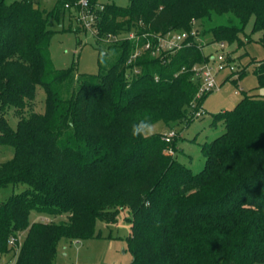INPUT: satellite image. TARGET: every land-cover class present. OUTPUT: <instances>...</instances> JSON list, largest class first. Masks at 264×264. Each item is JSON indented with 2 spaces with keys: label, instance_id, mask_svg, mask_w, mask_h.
<instances>
[{
  "label": "trees",
  "instance_id": "16d2710c",
  "mask_svg": "<svg viewBox=\"0 0 264 264\" xmlns=\"http://www.w3.org/2000/svg\"><path fill=\"white\" fill-rule=\"evenodd\" d=\"M76 1L46 11L38 0H0V143L14 148L0 164V190L26 187L0 200V256L53 264L62 239L93 238L98 222H116L127 208L130 264H264V97L244 93L214 116L225 131L201 145L198 173L175 156L177 138L131 135L142 118L195 119L209 94L197 97L192 68L210 55L190 35L194 23L233 44L252 20L264 45V0H88L94 37L106 48L96 74L57 69L50 56V18ZM134 28V38L119 37ZM170 32L189 37L179 49L157 51L158 37ZM255 63L262 88L264 61ZM38 86L44 113L33 110ZM12 108L15 129L5 118ZM31 211L67 220L30 223Z\"/></svg>",
  "mask_w": 264,
  "mask_h": 264
},
{
  "label": "rangeland",
  "instance_id": "374dc122",
  "mask_svg": "<svg viewBox=\"0 0 264 264\" xmlns=\"http://www.w3.org/2000/svg\"><path fill=\"white\" fill-rule=\"evenodd\" d=\"M8 3L16 0H6ZM42 9L52 11L57 0H38ZM101 4L115 3L119 6H127L129 0H98ZM86 11L82 9L79 0L73 4L68 3L59 18H50V27L54 30L50 46V56L55 68L67 69L74 66L77 73L96 74L99 67V48L105 51V43L98 44L89 19H85ZM252 20L245 32L240 34V43H226L228 60L237 66L239 78L245 70V75L233 81L234 76L224 71L217 77L220 90L210 93L203 103V111L200 116L187 124L186 122H172L166 124L163 121L155 123L153 134H177V154L179 161L189 166L195 173L200 172L205 165V157L201 151V145L210 142L225 131L223 121H214L216 114L229 111L243 98L244 93L264 97V87L259 88L258 80L254 73L256 61H264V45L259 42L261 33H252ZM137 29L131 32H123L119 37H127L136 34ZM193 31L195 39L202 46L205 55H214L219 42H215L211 34L203 33L199 23H194ZM203 33V34H202ZM170 37L178 34L170 32ZM110 55L105 56L108 61ZM237 92V94H235ZM46 106V92L38 86L33 110L44 113ZM198 112V111H197ZM196 112V113H197ZM27 112H25V115ZM1 115V111H0ZM5 118L12 128H16L19 117L15 109H9ZM14 155V148L0 143V164L10 160ZM26 187L8 186L0 190V200H5L14 193L23 191ZM131 213L123 208L117 216L116 222H98L95 236L87 240L68 241L62 239L59 242L53 264H130L132 255L128 250L127 237L131 227ZM67 220L66 214L48 215L31 211L29 222H62ZM25 231L21 232L19 242L25 238ZM15 263V258L0 256V262Z\"/></svg>",
  "mask_w": 264,
  "mask_h": 264
},
{
  "label": "built area",
  "instance_id": "2783aa9c",
  "mask_svg": "<svg viewBox=\"0 0 264 264\" xmlns=\"http://www.w3.org/2000/svg\"><path fill=\"white\" fill-rule=\"evenodd\" d=\"M79 4L82 9L86 11L84 18L89 19L90 23H92L93 16L89 10V1L79 0ZM190 35L195 36V32L192 31ZM129 37L134 38L135 34H131ZM188 37L189 35L187 32L178 33L172 37H170L169 33L165 36H160L158 37L159 42L157 46V51L179 49L184 46V43ZM145 48H149V44H147ZM183 70H185V68H183ZM192 70L195 72L196 76L201 81V86L197 97H201L204 94H210L215 91H219L221 86L217 81V77L224 71H229L231 73V76L229 78L234 76V78L237 79L239 77V74L237 73V66L228 60L225 42H219L218 49L215 51L214 55H210V59L208 62L203 63L201 65H195ZM235 94H237V92H235ZM202 112H204L203 109L198 110L196 116H200ZM176 134L177 133L175 131H172L170 134L165 135V141L169 142L171 139L174 138V136H176ZM15 241V238H11L9 240V245L14 246ZM0 264L11 263L3 261L0 262Z\"/></svg>",
  "mask_w": 264,
  "mask_h": 264
},
{
  "label": "clouds",
  "instance_id": "9594fccd",
  "mask_svg": "<svg viewBox=\"0 0 264 264\" xmlns=\"http://www.w3.org/2000/svg\"><path fill=\"white\" fill-rule=\"evenodd\" d=\"M156 128L155 123L150 118H142L134 122L131 126V135L138 138L150 136Z\"/></svg>",
  "mask_w": 264,
  "mask_h": 264
},
{
  "label": "crops",
  "instance_id": "0c3cea01",
  "mask_svg": "<svg viewBox=\"0 0 264 264\" xmlns=\"http://www.w3.org/2000/svg\"><path fill=\"white\" fill-rule=\"evenodd\" d=\"M21 235V234H20Z\"/></svg>",
  "mask_w": 264,
  "mask_h": 264
}]
</instances>
